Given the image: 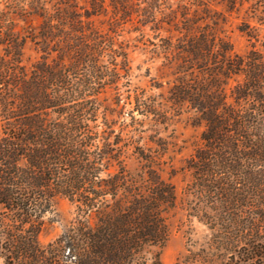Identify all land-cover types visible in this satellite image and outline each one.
I'll list each match as a JSON object with an SVG mask.
<instances>
[{"label": "trees", "instance_id": "1", "mask_svg": "<svg viewBox=\"0 0 264 264\" xmlns=\"http://www.w3.org/2000/svg\"><path fill=\"white\" fill-rule=\"evenodd\" d=\"M112 3L113 18L124 13ZM104 4L0 0L1 264H159L178 198L161 175L160 153L135 148L139 166L130 171L121 160L127 146L109 141L104 117L98 123L97 96L118 77L108 65L125 60L92 28ZM28 46L38 55L32 62L24 60ZM182 51L180 67L198 74L178 78L170 100L203 128L185 161L183 195L187 216L210 236L200 254L187 249L176 264H264V56L231 57L205 33ZM233 75L244 81L227 95L222 78ZM59 199L76 216L43 245V217Z\"/></svg>", "mask_w": 264, "mask_h": 264}, {"label": "rangeland", "instance_id": "2", "mask_svg": "<svg viewBox=\"0 0 264 264\" xmlns=\"http://www.w3.org/2000/svg\"><path fill=\"white\" fill-rule=\"evenodd\" d=\"M118 2L124 7V13L119 12L113 18L114 4L112 0H105L104 13L91 22L93 29L113 43V50L125 55V60L116 57L114 66L108 65L109 70H116L118 77L97 96L98 123L102 124L104 117L113 132L109 141L113 143L117 136L120 140L117 147L127 146L121 160L130 171L139 166L133 155L135 148L150 150L153 155L160 153L161 175L174 185L178 207L169 218V236L159 250V264H176L178 258L189 255L187 249L200 254L199 249L210 236L206 226L187 216L183 195L191 180L189 173L183 170L185 161L201 146L203 128L196 125L192 111L186 106L173 105L170 100V90L178 78L192 79L198 74L180 67L182 50L191 39L205 33L213 36L216 44L222 42L230 48L231 57L249 58L255 53L264 56V9L258 0ZM115 20L118 23L111 25ZM37 57L28 46L24 60L32 62ZM107 60L104 57V65ZM243 81L242 75L222 78L227 84L226 94ZM142 110H151L154 114L142 116L139 113ZM247 210L246 206L241 209L242 212ZM75 216L74 204L66 199L57 200L43 217L45 225L38 237L40 243L45 245L55 239ZM196 260L193 264H219L217 258L205 263L201 257Z\"/></svg>", "mask_w": 264, "mask_h": 264}]
</instances>
